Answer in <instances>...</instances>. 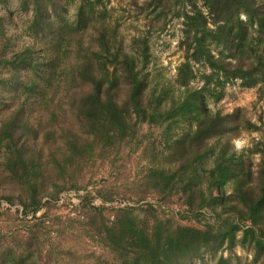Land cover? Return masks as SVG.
I'll use <instances>...</instances> for the list:
<instances>
[{
	"label": "trees",
	"instance_id": "1",
	"mask_svg": "<svg viewBox=\"0 0 264 264\" xmlns=\"http://www.w3.org/2000/svg\"><path fill=\"white\" fill-rule=\"evenodd\" d=\"M74 1L70 15L67 5ZM145 1L151 11L158 9L156 17L165 15L168 0ZM198 1L173 0L181 7L174 17L182 19L184 52L173 85L160 73L155 83L146 81L141 74L150 61L146 39L138 40L137 68L136 58L120 47L116 26L105 23L99 0L15 1L16 13L30 14L24 30L29 40L21 47L8 34L11 12L0 14V168L3 178L23 187V213L35 215L41 200L56 194L47 184L73 158L94 143L121 141L137 122H145L162 127V156L174 165L151 170V185L179 194L195 219L209 209L217 224L197 229L155 221L149 230L122 208L103 230L119 264H205L206 254L215 264H232L215 255L222 245L233 249L238 231L241 248L252 246L255 258L264 253V156L248 171L238 163L244 154L233 145L242 131L258 126L239 108L222 112L208 106L233 81L241 88L258 86L259 98L264 94V0H200L201 6ZM195 80L200 84L193 86ZM40 129L45 159L37 144ZM53 137L60 143L52 149ZM1 200L11 203L5 194Z\"/></svg>",
	"mask_w": 264,
	"mask_h": 264
},
{
	"label": "rangeland",
	"instance_id": "2",
	"mask_svg": "<svg viewBox=\"0 0 264 264\" xmlns=\"http://www.w3.org/2000/svg\"><path fill=\"white\" fill-rule=\"evenodd\" d=\"M15 1L2 4L0 0V14L11 12L8 34L15 35L12 40L21 47L29 40L24 30L30 14L16 13ZM99 1L102 5L98 3V9L105 11V23L116 26V39L126 54L136 58L137 68L141 65L138 40L146 39L150 61L141 73L146 81L155 83L156 74L160 73L173 85L176 68L184 61V52L179 46L182 19L174 17L181 7L168 0L165 15L156 17L158 9L151 11L145 0ZM77 4L74 1L67 5L70 15ZM197 5L201 6L200 0ZM199 84V80L192 83ZM257 87L241 88L238 81H233L226 86L225 96L217 104L208 100L210 108L222 112L241 109L245 118L258 126L257 130L242 131L233 140L236 151L244 154L238 163L248 171H255L264 156V94L259 98ZM66 117L68 122L72 121L71 116ZM185 127V123L180 124L176 132ZM162 131L160 125L137 122L121 141L103 146L94 143L65 164L55 183L47 184L48 192L56 194L43 198L41 209L35 215L23 213V187L3 178L5 171L0 168V196L11 197V203L0 201V264H119L118 254L104 241L103 230L111 226L122 208L130 209L137 223L149 230L155 221L197 229L208 224L216 226L212 211L204 209V215L195 219L181 205L179 194H163L147 179L153 169H174L162 156L163 145L159 141ZM42 132L40 129L37 144L43 149L42 159H45L48 150ZM48 143L53 149L60 140L53 137ZM240 234V231L236 233L231 251L222 245L215 257L221 254L232 264H264V253L255 258L252 246L247 249L239 246ZM214 259L206 254L203 261L215 264Z\"/></svg>",
	"mask_w": 264,
	"mask_h": 264
}]
</instances>
